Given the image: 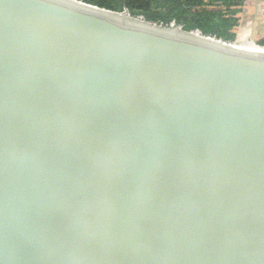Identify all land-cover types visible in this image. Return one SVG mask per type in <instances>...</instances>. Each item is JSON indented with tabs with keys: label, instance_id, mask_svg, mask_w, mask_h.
Returning <instances> with one entry per match:
<instances>
[{
	"label": "water",
	"instance_id": "water-1",
	"mask_svg": "<svg viewBox=\"0 0 264 264\" xmlns=\"http://www.w3.org/2000/svg\"><path fill=\"white\" fill-rule=\"evenodd\" d=\"M207 40L0 0V264H264V56Z\"/></svg>",
	"mask_w": 264,
	"mask_h": 264
},
{
	"label": "trees",
	"instance_id": "trees-1",
	"mask_svg": "<svg viewBox=\"0 0 264 264\" xmlns=\"http://www.w3.org/2000/svg\"><path fill=\"white\" fill-rule=\"evenodd\" d=\"M110 12L128 10L130 16L150 24L167 28L181 27L184 31L201 29L206 35L217 36L225 42L236 38L234 29L239 26L237 16L239 0H211L212 5L226 7V10L199 9L204 0H78ZM235 46V45H234ZM254 49L264 51V37L254 43ZM258 52V51H257ZM261 53V52H260ZM264 54V53H263Z\"/></svg>",
	"mask_w": 264,
	"mask_h": 264
},
{
	"label": "crops",
	"instance_id": "crops-1",
	"mask_svg": "<svg viewBox=\"0 0 264 264\" xmlns=\"http://www.w3.org/2000/svg\"><path fill=\"white\" fill-rule=\"evenodd\" d=\"M240 17H242L240 20L242 24L238 26L240 32L245 26L258 38L264 37V0H250L245 3ZM238 38L241 39V36Z\"/></svg>",
	"mask_w": 264,
	"mask_h": 264
},
{
	"label": "rangeland",
	"instance_id": "rangeland-1",
	"mask_svg": "<svg viewBox=\"0 0 264 264\" xmlns=\"http://www.w3.org/2000/svg\"><path fill=\"white\" fill-rule=\"evenodd\" d=\"M241 2V5L239 7H236V8H233L235 9L236 11L239 10L237 16L240 18V15L243 11V7L245 5V3H248L250 0H239ZM204 5L202 6H199V9H207V10H215V9H221V10H226V7L220 5L219 7L215 6V5H212V1L211 0H204ZM240 23L239 22V26H240ZM242 24V23H241ZM235 31V34H236V38L235 40H233V42H235L236 44H239L240 42H246V41H251V40H254L255 43L257 44L259 39L261 38H258L256 35L252 34L250 31V29L248 30V28H242V31L240 32L239 29H238V26L234 29ZM238 36H241V39L238 38ZM253 45V44H252Z\"/></svg>",
	"mask_w": 264,
	"mask_h": 264
},
{
	"label": "bare ground",
	"instance_id": "bare-ground-1",
	"mask_svg": "<svg viewBox=\"0 0 264 264\" xmlns=\"http://www.w3.org/2000/svg\"><path fill=\"white\" fill-rule=\"evenodd\" d=\"M123 18V16H121ZM209 42H211V40H207ZM253 44V45H252ZM235 45V46H234ZM234 45H229L228 47L240 52V53H244V54H249V55H256V56H264V51H259V50H255L254 49V42L253 41H248L244 44H234ZM261 52V53H260Z\"/></svg>",
	"mask_w": 264,
	"mask_h": 264
},
{
	"label": "built area",
	"instance_id": "built-area-1",
	"mask_svg": "<svg viewBox=\"0 0 264 264\" xmlns=\"http://www.w3.org/2000/svg\"><path fill=\"white\" fill-rule=\"evenodd\" d=\"M160 26H162V25H160ZM163 27V26H162ZM181 29V27H178V29ZM188 33H190V34H194V35H197V36H199V37H202V38H206V39H209V40H213V41H216V42H218V43H221V44H224V45H234V44H236L235 42H225V41H223L221 38H218L217 36H212V35H206V34H204L203 32H202V30L201 29H195V30H193V31H189ZM251 41H253L254 43H255V41L254 40H251ZM246 42H248V41H246ZM246 42H240L239 44H244V43H246Z\"/></svg>",
	"mask_w": 264,
	"mask_h": 264
}]
</instances>
